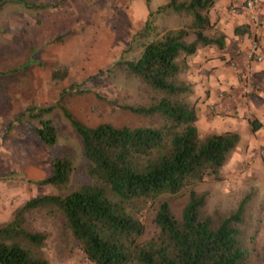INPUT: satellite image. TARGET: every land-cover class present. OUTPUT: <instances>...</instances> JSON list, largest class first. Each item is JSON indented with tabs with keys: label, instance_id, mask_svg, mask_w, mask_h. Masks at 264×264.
I'll return each mask as SVG.
<instances>
[{
	"label": "trees",
	"instance_id": "16d2710c",
	"mask_svg": "<svg viewBox=\"0 0 264 264\" xmlns=\"http://www.w3.org/2000/svg\"><path fill=\"white\" fill-rule=\"evenodd\" d=\"M65 1L0 0V10L10 3L27 10H49ZM216 1L167 0L149 11L131 37L126 51L140 50L137 59L114 63L137 79L147 96L146 104L118 106L139 123L88 127L57 103L32 106L7 124L0 138L28 122L37 125L36 136L53 149L58 130L47 116L58 107L79 137L82 163L77 167L70 152L52 157L51 174L35 184L54 193L30 198L0 225V264H50L49 233L34 230L30 223L37 212L61 220L89 264H253L241 227L249 196L231 213L207 214V195L198 190L208 179H221L241 139L237 132L200 134L197 109L189 100L191 84L185 79L188 60L198 50L225 47L226 36L209 16ZM163 15L167 20L176 18L180 25L160 28L156 20ZM241 34L250 36V28L236 27L234 35ZM66 36L53 42L61 43ZM33 64L30 60L20 70ZM49 80L52 86H62L69 80V68L55 62ZM82 93L79 83L70 84L61 91L60 102ZM251 126L254 131L259 127L255 122ZM79 171L86 177L83 182H75ZM179 197L186 202L176 217L170 200ZM146 218L157 232L143 240Z\"/></svg>",
	"mask_w": 264,
	"mask_h": 264
},
{
	"label": "rangeland",
	"instance_id": "374dc122",
	"mask_svg": "<svg viewBox=\"0 0 264 264\" xmlns=\"http://www.w3.org/2000/svg\"><path fill=\"white\" fill-rule=\"evenodd\" d=\"M166 3L167 0H66L60 8L49 10L5 5L0 10V137L7 124L24 110L57 103L88 127L139 123L118 106L146 104L147 96L137 79L113 65L119 60L137 59L140 50L126 51L131 37L143 26L149 11L154 12ZM212 9L210 19L220 30L217 24L220 14ZM156 25L169 29L178 27L180 22L174 17L167 20L163 15ZM62 35L67 36L61 43L53 42ZM30 60L36 64L20 70ZM55 62L69 68V80L60 87L52 86L49 80ZM111 67L113 71L108 72ZM73 83H79L83 93L60 102L61 91ZM47 118L58 130L53 149L44 146L35 134L37 125L28 122L0 138V225L7 223L15 209L30 198L54 193L35 182L51 174L50 164L55 154L73 153L76 166L81 167L80 140L70 122L58 107ZM239 151L236 149L231 155L219 181L208 179L198 190L207 195V214L231 213L249 196L241 226L243 241L252 263L264 264V144L244 155ZM85 178L79 171L75 182H83ZM185 202V197L170 200L176 217L180 216ZM30 223L34 230L49 233L46 255L50 264H89L61 220L37 212L31 215ZM144 223L143 240H147L157 229L150 218Z\"/></svg>",
	"mask_w": 264,
	"mask_h": 264
},
{
	"label": "crops",
	"instance_id": "0c3cea01",
	"mask_svg": "<svg viewBox=\"0 0 264 264\" xmlns=\"http://www.w3.org/2000/svg\"><path fill=\"white\" fill-rule=\"evenodd\" d=\"M212 10L220 14L217 24L226 44L221 51L205 47L189 58L185 78L191 84L190 101L197 109L198 130L203 134L237 132L241 138L237 150L244 155L264 144V0L259 6L263 61L252 67V94L245 106L240 103L239 72L244 70L250 36L234 35L236 27L248 26L243 0H217ZM252 122L259 125L256 131Z\"/></svg>",
	"mask_w": 264,
	"mask_h": 264
},
{
	"label": "built area",
	"instance_id": "2783aa9c",
	"mask_svg": "<svg viewBox=\"0 0 264 264\" xmlns=\"http://www.w3.org/2000/svg\"><path fill=\"white\" fill-rule=\"evenodd\" d=\"M260 0H243V9L250 28V43L245 58L244 70L239 72L241 82L240 103L247 105L252 94V67L263 61L260 45L262 21L259 14Z\"/></svg>",
	"mask_w": 264,
	"mask_h": 264
}]
</instances>
